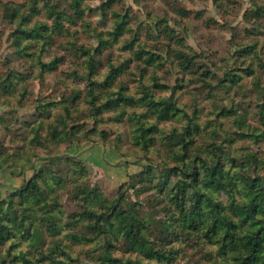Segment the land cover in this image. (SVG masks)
<instances>
[{
	"label": "rangeland",
	"instance_id": "obj_1",
	"mask_svg": "<svg viewBox=\"0 0 264 264\" xmlns=\"http://www.w3.org/2000/svg\"><path fill=\"white\" fill-rule=\"evenodd\" d=\"M78 4L79 12L73 0H0V200L45 167L63 179L29 213L42 231L1 245L0 264H106L102 241L73 244L68 236L84 230L75 219L83 208L74 198L78 184L109 200L123 184L125 200L143 207L148 226L172 231L158 232L163 257L150 264H227L220 242H208L205 231L175 227L165 209L172 195L161 187L168 176L145 168L177 167L185 159L190 168L195 157L215 160L214 152L232 187L216 196L223 202L244 199L233 176H264V0ZM120 22L124 31L115 37ZM177 51L192 56L188 68ZM149 54L155 59L146 63ZM152 96L178 110L160 120ZM97 146L120 159L110 157L109 166L133 172L126 178V170L95 172L79 153L104 160V153L94 154ZM113 244V256L147 261Z\"/></svg>",
	"mask_w": 264,
	"mask_h": 264
},
{
	"label": "trees",
	"instance_id": "obj_2",
	"mask_svg": "<svg viewBox=\"0 0 264 264\" xmlns=\"http://www.w3.org/2000/svg\"><path fill=\"white\" fill-rule=\"evenodd\" d=\"M78 3L79 0H73L77 12L80 10ZM120 23H117L114 30L115 37L120 36L124 31V23ZM55 24L57 25V22ZM137 55V58H141L140 53ZM174 55L184 68L189 67L191 55L180 51L175 52ZM153 59L154 56L149 54L145 60L146 63H150ZM47 68L49 70L50 66L48 65ZM89 68L90 73L93 74L94 62L90 63ZM151 98L150 106L161 110L158 115L160 120L169 119L168 113L170 110L173 111V108L178 110L170 99L159 101L153 96ZM212 154L215 160L208 161L202 156L197 159L195 157L192 160L194 164L190 168L185 159L177 167L164 166L158 170V167L148 165L145 169L149 175L156 170L161 174L164 171L168 176L161 186L165 188L167 196L172 195L165 209L167 208L169 218H172L173 224L181 230V233L185 231L184 228L187 229V233H196L199 236L201 230L205 231L208 242H212L213 239L220 242V250L226 255L227 264H264V176L260 178L248 175L233 176L232 185L243 191L244 199L238 201L234 196H230L223 202L216 196L226 188L227 192H230L232 187L228 188L223 180L224 162H220L221 158L216 153ZM70 160L72 159H65V161ZM80 164L77 162L78 166ZM62 182L61 176L50 167H45L13 192L7 201L0 200V246L23 232L28 236L40 233L41 229L34 228V221H29L31 217L29 213L36 212L34 208L44 204L47 197L56 192L55 187H61ZM42 184L47 186L46 189L42 188ZM78 185L75 188L74 198H79L78 202L83 208L76 214L75 219L84 230L68 235L73 240V244L91 239L102 241L103 259L106 260V264H143L137 259L129 258L123 261L122 258L113 256L111 249L114 251L116 248L113 241L116 242L117 247L124 250V253H135L145 257L147 260L145 264L163 257L162 248L158 247L157 234L162 231L171 236L172 231L169 228L148 226L140 214L143 207L125 200L123 184L111 200L99 190L78 187ZM19 214L22 219L19 218ZM45 214L43 212V215ZM26 219L27 222L23 225ZM43 220L46 224L49 217L43 216Z\"/></svg>",
	"mask_w": 264,
	"mask_h": 264
},
{
	"label": "crops",
	"instance_id": "obj_3",
	"mask_svg": "<svg viewBox=\"0 0 264 264\" xmlns=\"http://www.w3.org/2000/svg\"><path fill=\"white\" fill-rule=\"evenodd\" d=\"M97 151L95 152L94 149V154L99 153V155H102L104 153V160L100 159L101 161H96V157L94 155V158H92L93 156L90 155L91 151L87 150V152L85 150H83V152L80 151L79 153V157H82L83 160H85V162L87 161V163L91 166V168H93V170L95 172H103L105 174H111L112 175V171L113 169H115V172L117 174L121 173V171L126 170L125 173V178L127 177L128 174H130L131 172H133L131 169V167L128 165V168L126 166H124V164L120 165L119 164L115 167H111L109 165H112V163L110 161V157H112L113 159H115L116 161L120 160L116 158V155L112 152L109 151V149L104 148V147H99L97 146ZM108 150V151H107ZM107 162V163H106Z\"/></svg>",
	"mask_w": 264,
	"mask_h": 264
}]
</instances>
